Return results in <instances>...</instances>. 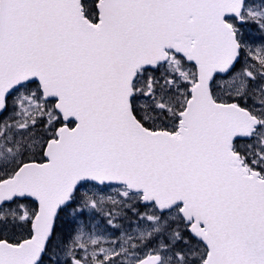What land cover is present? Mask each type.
I'll return each mask as SVG.
<instances>
[{
    "label": "snow or ice",
    "instance_id": "obj_1",
    "mask_svg": "<svg viewBox=\"0 0 264 264\" xmlns=\"http://www.w3.org/2000/svg\"><path fill=\"white\" fill-rule=\"evenodd\" d=\"M0 264H264V0H0Z\"/></svg>",
    "mask_w": 264,
    "mask_h": 264
}]
</instances>
